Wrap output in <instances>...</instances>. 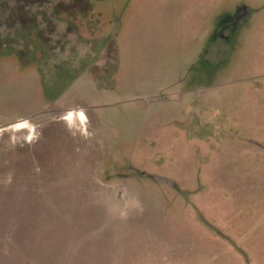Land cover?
<instances>
[{
  "label": "rangeland",
  "instance_id": "rangeland-1",
  "mask_svg": "<svg viewBox=\"0 0 264 264\" xmlns=\"http://www.w3.org/2000/svg\"><path fill=\"white\" fill-rule=\"evenodd\" d=\"M80 2L0 14V264H264V0Z\"/></svg>",
  "mask_w": 264,
  "mask_h": 264
},
{
  "label": "flooded vegetation",
  "instance_id": "flooded-vegetation-1",
  "mask_svg": "<svg viewBox=\"0 0 264 264\" xmlns=\"http://www.w3.org/2000/svg\"><path fill=\"white\" fill-rule=\"evenodd\" d=\"M5 4L9 5L7 2H5ZM51 4H53L52 0H16V3L13 4L15 6V12L11 13L9 17H7L8 14H4V13H0V14L2 16L4 14V17L8 19L12 16H17V19L22 18L23 20H26V16H29V13L32 15L40 16L42 15L40 13H46V11L47 12L55 11L57 10L58 7H61L62 5L73 6L76 7L79 11H81L83 9V5H85L83 2H80V0H70L68 1V3L66 2L63 4L59 2L56 5L54 4L55 5L54 8H51L50 6Z\"/></svg>",
  "mask_w": 264,
  "mask_h": 264
},
{
  "label": "crops",
  "instance_id": "crops-1",
  "mask_svg": "<svg viewBox=\"0 0 264 264\" xmlns=\"http://www.w3.org/2000/svg\"><path fill=\"white\" fill-rule=\"evenodd\" d=\"M69 110H73V108H67V109H65L64 111H69ZM24 119V118H23ZM19 120H21V119H19ZM18 121V120H17ZM14 122H16V121H14ZM86 242V244H87V242H88V240L86 239V240H84L83 242H81V243H85ZM146 249L145 248H137L136 250H135V253L136 254H140V252H144ZM144 261V260H143Z\"/></svg>",
  "mask_w": 264,
  "mask_h": 264
}]
</instances>
